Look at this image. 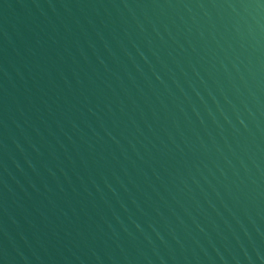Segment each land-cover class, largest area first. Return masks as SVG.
<instances>
[{
	"label": "water",
	"instance_id": "95a60500",
	"mask_svg": "<svg viewBox=\"0 0 264 264\" xmlns=\"http://www.w3.org/2000/svg\"><path fill=\"white\" fill-rule=\"evenodd\" d=\"M0 264H264V0H0Z\"/></svg>",
	"mask_w": 264,
	"mask_h": 264
}]
</instances>
